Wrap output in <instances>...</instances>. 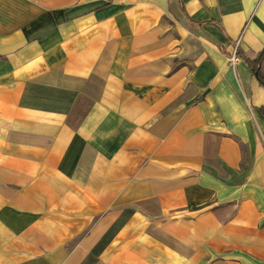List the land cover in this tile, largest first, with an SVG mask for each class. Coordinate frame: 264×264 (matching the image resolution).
Returning <instances> with one entry per match:
<instances>
[{
    "label": "crops",
    "instance_id": "obj_1",
    "mask_svg": "<svg viewBox=\"0 0 264 264\" xmlns=\"http://www.w3.org/2000/svg\"><path fill=\"white\" fill-rule=\"evenodd\" d=\"M263 49L264 0H0V264L125 210L97 263L264 264Z\"/></svg>",
    "mask_w": 264,
    "mask_h": 264
},
{
    "label": "rangeland",
    "instance_id": "obj_2",
    "mask_svg": "<svg viewBox=\"0 0 264 264\" xmlns=\"http://www.w3.org/2000/svg\"><path fill=\"white\" fill-rule=\"evenodd\" d=\"M127 216H129V215H127V210H125L122 214H120L116 218L115 223L113 225V229L104 234V236L100 239V242H99L100 245H97V247H95L90 252L89 256L84 260V262L82 264H99V263H97V260H98L97 256L100 255L101 253L107 251L108 243L112 240L113 236L117 237L120 234L122 236L126 234L124 237H127V233H121L123 226L127 223ZM121 244H122V241L117 244V246H116L117 249L115 250L116 254L121 253L122 248L118 247ZM100 264H104V263L102 261H100ZM117 264H127V262L122 260Z\"/></svg>",
    "mask_w": 264,
    "mask_h": 264
},
{
    "label": "trees",
    "instance_id": "obj_3",
    "mask_svg": "<svg viewBox=\"0 0 264 264\" xmlns=\"http://www.w3.org/2000/svg\"><path fill=\"white\" fill-rule=\"evenodd\" d=\"M236 55L239 56L238 51L236 50ZM264 58V49L259 53L256 59L249 60V65L252 72L257 76L258 80L264 85V76L261 73V63Z\"/></svg>",
    "mask_w": 264,
    "mask_h": 264
},
{
    "label": "built area",
    "instance_id": "obj_4",
    "mask_svg": "<svg viewBox=\"0 0 264 264\" xmlns=\"http://www.w3.org/2000/svg\"><path fill=\"white\" fill-rule=\"evenodd\" d=\"M237 59H238V56L236 55V49H235V51L233 52V54L229 58V61L231 62L232 65H234L235 62L237 61Z\"/></svg>",
    "mask_w": 264,
    "mask_h": 264
}]
</instances>
